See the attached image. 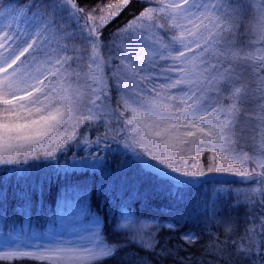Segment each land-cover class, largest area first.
<instances>
[{
  "label": "snow or ice",
  "instance_id": "6c2138e0",
  "mask_svg": "<svg viewBox=\"0 0 264 264\" xmlns=\"http://www.w3.org/2000/svg\"><path fill=\"white\" fill-rule=\"evenodd\" d=\"M129 3L131 0H119L86 9L76 0H32L27 9L39 21L36 28L23 36L0 29V166H5L0 168V183L9 171L27 172L16 166L30 161L59 166V159L80 144H95L98 150L102 144L105 148L110 143L122 144L136 158H146L148 175L177 205L178 219L199 220L203 215L205 227L209 220L223 226L224 239L207 233L208 240L202 245L203 228L183 230L177 220L161 225L157 217L122 211L111 226L112 239L96 215L84 243L15 249L0 253V260L104 264L109 258L121 257V264H152L139 254L144 252L155 264H165L168 259L174 264H202L203 257L215 264L232 260L235 264H264V53L254 55L234 48L227 36L234 33L242 6L232 0H145L139 15L106 33ZM5 7L10 3H0V10ZM160 18L166 23H158ZM253 20L254 33L264 41V7H256ZM145 22L146 28H140ZM147 28L163 31L144 43ZM57 37L65 42L57 45L59 54L53 57L45 49ZM129 41L142 46L130 49ZM103 52L109 53L107 60ZM113 60L118 62L113 65ZM82 62L86 71L80 70ZM41 66L47 67L41 71ZM33 67L39 75L32 74ZM121 106L131 112L130 117ZM243 120L250 129L241 126ZM85 124V132L94 126L104 131L89 141L83 133L77 135ZM69 127L71 133L62 135ZM53 133L60 137L58 142ZM150 137L181 154L207 150L214 154L212 161L219 156V162L209 163L205 169L195 163L200 159L197 155L191 165L184 159L174 166L148 150L138 152L132 147H143ZM246 138L253 141L257 156L251 172L244 166L247 153L243 159L233 154L232 145L243 144ZM185 144L188 149L183 148ZM90 158L100 160L99 155ZM216 174L244 177L243 182L250 185L255 181L249 192L235 197L237 202L242 199L255 206L239 231L230 217L220 215L217 200L185 202V189ZM162 227L178 233L174 244L161 240ZM233 232L236 234L230 235ZM192 249H198L200 255Z\"/></svg>",
  "mask_w": 264,
  "mask_h": 264
},
{
  "label": "trees",
  "instance_id": "16d2710c",
  "mask_svg": "<svg viewBox=\"0 0 264 264\" xmlns=\"http://www.w3.org/2000/svg\"><path fill=\"white\" fill-rule=\"evenodd\" d=\"M31 2L32 0H0V3H10V7H22L24 12H28L27 4ZM76 2L87 9L96 4L118 3L119 0H76ZM155 2L156 0H153V3ZM144 6L145 0H131V3L112 20L105 32L108 33L116 27H123L134 15H139ZM10 7H5L0 12ZM157 22L166 23L163 18ZM141 28H146V25H141ZM159 30L156 29L155 32ZM148 31L149 28L146 33ZM101 134V132L95 134L94 129H90L86 137L89 141H95ZM97 155L100 156L99 161L90 158ZM203 162L208 165L205 159ZM58 165L56 162H34L16 166L20 169L27 168V172L20 171L13 174L9 171L3 175V181L0 183V192H2L0 222L3 221L4 226H17L28 217L31 223L42 228L58 204L61 207L62 204L68 206L82 202L89 216L94 218L99 215L102 218L106 226L105 231L109 233V239L113 238L111 226L122 211L132 212L137 216L157 217L161 225L177 220L179 227L183 230L199 231L203 228L206 234L201 238L202 245L208 240L207 233L224 239L223 226L209 220L205 227L206 217L203 215L199 220L178 219L177 205L167 196L164 188L148 175L150 169L146 158H136L134 153L124 148L122 144L110 143V147L107 148L102 144L99 150L95 144L87 146L80 144L70 148L68 154L59 159ZM4 167L0 166V168ZM242 179L244 177L228 174L209 176L206 182L202 181L192 185L190 190H184L185 202L203 203L206 200L208 202L217 200L220 215L230 217L236 223V231H239L243 227L246 214L251 213L255 207L245 201L239 204L235 199L239 194L235 183ZM247 186L248 183L244 185L240 193L249 192L251 189L246 188ZM195 191L200 194H195ZM220 197L222 199H219ZM235 234L236 232H233L230 235ZM159 236L162 241H168L170 244H174L178 239V233L169 232L163 227L160 229ZM208 246L211 247V244ZM131 251L135 253L137 250L131 249ZM192 251H196L197 256L200 255L198 249H192ZM139 254L155 264L149 254L144 252ZM181 255L183 256L184 253L182 252ZM0 264H41V262L13 258L0 260ZM104 264H121V257L109 258ZM165 264H174V262L168 259ZM202 264H215V262L209 257H203ZM229 264H235V261H229Z\"/></svg>",
  "mask_w": 264,
  "mask_h": 264
},
{
  "label": "rangeland",
  "instance_id": "374dc122",
  "mask_svg": "<svg viewBox=\"0 0 264 264\" xmlns=\"http://www.w3.org/2000/svg\"><path fill=\"white\" fill-rule=\"evenodd\" d=\"M167 2V0H166ZM232 2L239 3L242 7L240 9V15L238 18V24L235 27L234 33L230 32L227 34V36L234 41L233 47L237 49H243L245 51H251L254 55H260L264 53V41L259 40L257 35L253 31V17L255 13V9L257 6L264 7L263 2L264 0H232ZM22 7L15 8L10 7L2 12H0V29H3L5 32L11 30L12 32H19L22 36L29 34L34 28H36L37 24L39 23L38 19L30 14L29 12H24ZM148 22H145V25H147ZM141 28V26H139ZM68 29L65 28V31ZM139 31V28L138 30ZM156 28H149V31L143 36L142 40L144 43L149 42L153 36L155 35L157 38L160 33H162L163 30H159L158 32H155ZM65 41L60 39L59 37L50 40L49 46L46 47V51H51L53 57L58 55L55 51L57 48V45H62ZM78 43V42H77ZM142 45H137L134 43V41H129L127 44L128 48H140ZM71 47V45H69ZM115 48V46H113ZM0 51H3V49H0ZM69 54H71L69 52ZM105 56V60H107V57L109 53L103 52L102 53ZM123 55V53H120ZM27 56L21 57V61L25 60ZM118 61L113 60L112 63L115 65ZM20 64V61L17 62L16 65L13 67H18ZM147 64V61H146ZM47 66H41L40 70H44V68ZM81 71H86V65L85 63H81L80 66ZM12 69H9V72H11ZM33 75H39V71L36 67H33L30 69ZM109 70L106 67L105 73H107ZM47 84L48 81H45ZM111 84L112 81H109ZM152 85L151 83H148V87L150 88ZM175 91V90H173ZM113 97L116 96L115 91L112 93ZM225 105L229 103L228 100L224 101ZM247 107V106H245ZM122 112H124V115L126 117L131 116V112L125 111L124 108L121 106L120 109ZM245 109H241V111H244ZM139 119V117H138ZM241 126L245 129H250V125L247 120L241 121ZM87 127V124L79 127L78 134L80 135L83 133L85 136H87L88 130L94 129V133H103L104 129L102 127H92L85 132V128ZM115 127V126H114ZM131 127V126H129ZM72 129L69 127L66 132H64L62 135H68L71 133ZM78 135V136H79ZM248 135L250 136L251 133L249 132ZM53 137L56 138V141L58 142L60 140V137H56V134L53 133ZM191 139V138H189ZM132 147H135L138 152H144L145 150H148L158 156L159 159L166 160V162L171 163L172 165H179L182 163L184 159H186L187 164L191 165L195 157L197 155L200 156L199 160H195V163L198 165H203L205 169H207L209 163H218L219 162V156L216 157L215 161H212L213 153H210L209 151H204L203 153L199 152H191L188 151L183 152L182 154L179 152H173L170 147H168L167 144H163L159 141L158 138L150 137L146 139L143 142V147L141 145L136 144L132 145ZM233 148H235L234 155H237L240 159H243L244 153H247L248 159L244 161V166L248 167V170L251 172L253 168L255 167V161L257 159L255 150L253 148V141L251 139L246 138V142L243 144H235L232 145ZM183 148L188 149L189 145L185 144L183 145ZM130 150V149H129ZM131 151V150H130ZM132 152V151H131ZM177 155L181 156L180 160L174 159ZM204 159L207 161L208 165L204 164ZM40 162V161H36ZM154 165L157 163L156 161H151ZM29 163L33 164L34 162L30 161ZM142 164V163H141ZM143 165V164H142ZM146 166V165H145ZM230 168L231 165H228ZM259 170V169H258ZM212 176V175H210ZM246 178L242 179L238 183H235V188H237V192L240 193L242 189H244V185L246 184L245 181ZM251 186H255V182L252 181L251 185L248 183V186L246 188H250ZM195 194L199 195V192L195 191ZM211 196V194H209ZM200 197H202L200 195ZM204 197V196H203ZM243 200L239 202V204H242ZM52 216L47 219V222L44 223V226L42 228L38 227V225L33 224L30 222L29 218H25L23 222H21L19 225L14 226H4V222H0V253L15 250V249H21V250H35L36 245H40L41 247L50 246L54 244H64V245H75L86 242L87 237H89L91 230H92V224L91 220L93 219L91 216H89L82 205V202H76L75 204L65 205L62 204L60 207L59 204L57 208H55V211L51 214ZM13 259V258H11Z\"/></svg>",
  "mask_w": 264,
  "mask_h": 264
}]
</instances>
